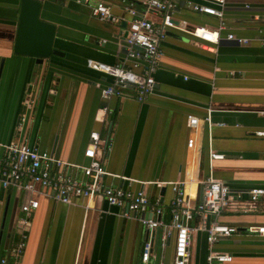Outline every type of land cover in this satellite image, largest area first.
Segmentation results:
<instances>
[{"label":"crops","instance_id":"crops-1","mask_svg":"<svg viewBox=\"0 0 264 264\" xmlns=\"http://www.w3.org/2000/svg\"><path fill=\"white\" fill-rule=\"evenodd\" d=\"M41 1V18L57 25L55 46L65 56L38 62L14 53L20 0H0V158L7 156V145L22 141L68 162L88 164L90 135L98 131L100 159L110 173L104 177L106 184L144 191L151 200H159L163 212L154 217L167 224L177 196L173 182H185L195 206L202 200L205 178L222 180L247 201L241 210L218 217L238 231L213 245L214 250L230 253L232 261L213 264H264V235L249 231L251 226H264V194L255 201L247 194L251 188H264V136L256 134L264 131V0H227L223 19L188 5L208 0H178L176 22L209 27L224 22L221 41L211 46L168 30L161 42L165 56L154 74L155 92L140 102L135 88L127 87L110 98L108 112L101 93L114 77L90 62L133 68L125 41L133 18L129 9L142 12L146 0ZM100 1L111 6L119 21L92 15ZM150 18L160 21L161 15L151 13ZM229 33L247 42L229 40ZM139 65L134 71H142L144 60ZM190 116L199 119L196 126L190 125ZM212 152L224 157L211 158ZM60 170L76 173L69 166ZM43 191L40 184L32 191L4 187L0 181V258L6 257L7 264L142 263L152 232L140 222V212L126 217L103 197L68 204ZM32 199L39 206L23 226L22 207ZM215 220L208 216L209 224ZM200 222L197 215L190 224L197 228ZM167 232L155 231L151 264H174L175 231ZM23 235L26 247L13 256L10 248ZM210 251L208 232L197 229L189 264H209Z\"/></svg>","mask_w":264,"mask_h":264},{"label":"built area","instance_id":"built-area-1","mask_svg":"<svg viewBox=\"0 0 264 264\" xmlns=\"http://www.w3.org/2000/svg\"><path fill=\"white\" fill-rule=\"evenodd\" d=\"M178 0H146L145 9L138 12L131 8L129 12L133 18L128 24L126 35L127 58L132 61L133 68L126 69L119 66H110L102 63L90 62L93 68L111 74L114 82L102 89V101L104 111L108 112V102L116 94L123 93L127 87H134L136 98L143 102L149 95L155 92V72L159 68L165 51L161 42L167 37L170 29H175L190 36L199 38L210 44H218L222 39V31L225 29L224 22L216 27H209L203 24H190L176 22L174 13L177 9ZM227 0H208L207 3L190 2L188 5L196 12L214 15L220 19L224 18V8ZM151 13L161 15L160 21L150 18ZM92 15L99 20L117 22L119 18L113 15L111 6L104 1L97 2L92 7ZM229 40H236L239 43H246V38H241L233 33L226 36ZM264 42V38H263ZM145 62L141 72L134 71L139 68V60ZM27 105H31V100H25ZM199 119L195 116L189 117L191 126H196ZM19 131L22 125L18 126ZM257 135L264 136V131H257ZM101 142L100 132L94 131L90 135V143L86 149V156L89 158L88 164H75L63 160L56 154L40 151L30 147L25 142H12L6 146L8 154L0 158V181L4 187L10 185L24 187L28 190H35L36 184H40L45 191L41 192L45 196L56 201L75 204L79 199L103 197L111 205L122 209L121 214L126 217L137 216L140 222L151 230L152 235L146 241L141 264H151L154 251L155 231L163 228L167 230V235L175 231L174 264H189L191 260L192 234L198 230L208 232V241L211 251L207 256L209 264L214 262L226 263L233 259L228 252H220L213 249V245L223 237L231 236L237 232V228L224 224L218 217L224 212L241 210L245 207L246 201L241 192L234 191L222 180L213 177L205 178L202 182V200L193 206L190 195L187 194L184 181L173 182V190L177 196L172 200L170 212L172 221L167 224L164 220L154 216H160L163 212L162 204L159 200H151L144 191L134 192L121 186L106 184L104 177L110 175L104 163L100 159L99 146ZM189 147H193L194 139H189ZM223 154L211 153V158H223ZM69 166L76 170V173H63L60 169ZM24 178L28 182L24 183ZM249 201H255L264 194V188H251L247 191ZM187 196V197H186ZM39 206L36 199L30 200L23 205L25 213L20 219L23 226L29 223V218L34 209ZM146 214H151L148 216ZM201 217V222L197 228L190 222L195 216ZM214 216L215 221L209 224L208 216ZM249 231L264 235V226H251ZM167 235L161 237L162 244H165ZM26 247V235L23 239L11 246L10 253L18 256L23 253ZM6 257L0 258V264H7Z\"/></svg>","mask_w":264,"mask_h":264},{"label":"water","instance_id":"water-1","mask_svg":"<svg viewBox=\"0 0 264 264\" xmlns=\"http://www.w3.org/2000/svg\"><path fill=\"white\" fill-rule=\"evenodd\" d=\"M41 10V0H20L14 43L15 54L34 57L38 62L52 56H65V52L55 46L57 25L42 19Z\"/></svg>","mask_w":264,"mask_h":264}]
</instances>
